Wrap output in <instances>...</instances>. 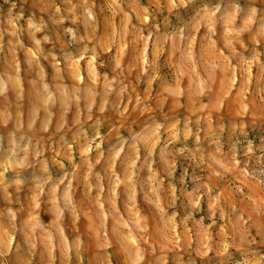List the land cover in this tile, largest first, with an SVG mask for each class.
<instances>
[{
    "label": "clouds",
    "instance_id": "9594fccd",
    "mask_svg": "<svg viewBox=\"0 0 264 264\" xmlns=\"http://www.w3.org/2000/svg\"><path fill=\"white\" fill-rule=\"evenodd\" d=\"M126 2L107 0L108 11L113 16L123 13V20L104 44L96 36L100 21L95 0H34L35 10L27 15L23 7L17 11L15 0H4L10 6L7 17H0V197L11 204L13 193L32 187L27 208L21 205L0 211V218L7 222L6 229L0 230V264H9L10 258L31 264L40 249L48 264H56L57 252L62 264H70L73 255L83 264L84 239L80 235L70 238L64 227L66 219L87 218L77 198L81 188L94 209L101 239L111 247L114 237L126 249L130 264H146L149 253L155 255L156 245L149 244V217L141 212L122 213L121 195L126 210L138 207L143 197L159 218L164 239L174 241V247H179L180 229L189 222L201 234L207 231L208 241L197 249L198 254L213 250L211 229L217 214L233 217L241 226L252 225L215 185L197 177L196 169L211 168L221 179L239 177L235 191L251 203L253 214H262L264 200H253L251 189L264 190V134L254 136L242 120H230L217 132L205 113L195 122L191 116L161 120L150 115L143 126L127 129L126 135L115 125L109 134L103 133L106 113L126 116L124 100L135 86L126 82L127 68L117 59L111 74L102 72L98 49L119 52L129 37L142 39L145 47L137 56V65L151 85L153 77L147 70L154 69L156 58L170 48L179 54V68L174 74L177 83L168 84L169 94L178 100L187 92L199 101L213 95L217 76L234 82L235 70L246 75L254 66L264 68V6L258 0H149L144 7L140 0H131L130 11H124ZM164 9L170 15L164 16L163 27L151 24ZM181 10L190 15H182ZM52 33L57 40L63 37L59 52L54 46L45 48L52 43ZM25 37L31 47L24 43ZM218 40L223 41V49ZM148 41L154 45L152 60ZM25 51L27 71L34 74L27 86L19 60ZM42 59L49 60L51 76ZM185 74L188 89L178 83ZM259 99L264 102V96ZM240 104L242 114L251 110V101ZM111 132L115 136L110 139ZM182 162L193 168L191 189L189 167L182 168L177 187L176 172ZM181 197L183 207L177 209ZM205 198L211 221L207 224L205 215L197 219V214L205 212ZM43 206L53 217L48 223L41 217ZM25 211L27 215L21 217ZM109 221L113 223L111 237ZM0 228H4L3 220ZM252 243L247 241L241 249L243 264H264V252L253 249ZM233 247L232 239L226 238L220 264H228Z\"/></svg>",
    "mask_w": 264,
    "mask_h": 264
},
{
    "label": "rangeland",
    "instance_id": "374dc122",
    "mask_svg": "<svg viewBox=\"0 0 264 264\" xmlns=\"http://www.w3.org/2000/svg\"><path fill=\"white\" fill-rule=\"evenodd\" d=\"M18 5L17 11L20 7H23L25 15L34 9V0H15ZM60 3V0H56ZM128 0L123 7L124 11H130ZM96 10L99 18V27L96 36L104 43L107 44L108 37L114 27H119L123 20V13H119L113 16L107 8V0H95ZM140 4L144 7H148L149 0H140ZM258 4L264 6V0H258ZM9 4H5L4 0H0V17H7ZM154 7V5H153ZM152 9H150L151 11ZM182 15H190V12L185 13L181 10ZM170 15L167 9H164L163 13L157 12L155 17L151 20V24L160 23L163 27L164 16ZM173 23H175V13L171 14ZM137 21L134 19L133 21ZM67 26V25H66ZM155 31V29H152ZM148 34V29H145L144 35ZM52 43L46 44V49H53L59 52L63 41V37L57 40L56 34L52 33ZM154 39V38H153ZM7 42V41H6ZM24 43L31 47L30 41L25 37ZM218 46L223 49V41H217ZM145 47V42L141 39L139 41L133 40L129 37L123 45V50L117 52L115 48H100V59L104 64L101 69L102 72L112 73L113 61L117 59L123 63L127 68L125 72L126 82L135 86V91L130 97L126 96L124 100V107L126 108V116L122 119L115 113H106L108 122L105 124L102 132L109 134L113 125L120 129L122 133L127 134V129H139L147 121L150 115L155 116L157 119H172L180 118L181 120L185 116H191L193 122L202 114L205 113L210 116L212 127L215 131H220V125L226 124L230 120L240 121L242 120L250 130H252L254 136L264 134V102L259 99L264 96V68L252 67L246 75H241L239 70H235V81L231 82L222 76H217L214 93L208 98L205 97L202 100H195L187 92L175 100L170 95L171 89L168 88V84L177 83L175 79V73L179 68V54L173 53L170 48L167 49L165 55L161 58H156L154 69H148L147 71L153 77L151 85H149L148 76L143 75L144 69L137 65V56L141 49ZM264 47V44H262ZM154 45L153 41H148L147 51L149 60L153 59ZM26 51L21 52L19 60L24 71L21 75L24 78L25 86L27 82L33 78L34 74L27 71V65L24 63ZM42 64L47 70L49 76L52 74V69L49 60L42 59ZM83 62H81V65ZM0 67H3L0 63ZM68 73H66L67 75ZM163 78V79H162ZM179 86L184 89L189 88V76L184 75L182 79L178 81ZM137 97L140 100H137ZM241 100L251 101V110L246 114L241 112ZM201 104L210 105V109H203ZM146 109V110H145ZM203 123V122H202ZM115 132H111L109 138H113ZM143 155V153H142ZM159 166V165H158ZM183 167H189V180L187 181L189 189L192 188L193 182L191 175L193 168L186 162H182L177 167L176 182L179 188V177ZM119 170V167H118ZM197 177H202L211 185H215L217 189L223 193L225 199L229 203H235L240 210L244 221H247L252 227L247 225L241 226L237 223V220L233 217L226 216L221 218L219 214L215 217V224L211 229L213 250L211 252H205L198 254L197 249L208 241L207 231L203 234L197 231L191 222L187 227L181 228L182 238L180 240L179 247H174L175 242H169L165 240L166 233L163 231V226L153 213L151 207L145 202L143 197L139 198L138 207L133 208L129 206L125 209L124 197L121 195V199L118 201L119 209L126 215L128 213L141 212L149 217L150 220V235L149 244L156 245L155 255L149 253L146 264H220V260L223 253V242L226 238H231L236 247L230 250L231 259L228 264H237L241 262L243 264V258L241 256V249L247 245V241L252 240L251 247L264 252V209H261V215L256 216L252 212L251 203L245 200L241 195L235 191L234 186L241 183L239 177L224 176L223 179L216 177L212 174L211 168L196 169ZM31 185L26 186L19 194L13 193L9 204L7 201L0 197V211L6 210L8 207L19 208L24 205L27 208L29 197L31 195ZM249 188L245 187L244 192L249 193ZM83 189L78 190L77 198L80 200L81 208L87 213V218L81 216L78 221H72L66 219L64 227L70 238L75 235H80L86 244V250L83 253V264H130V258L127 251L112 237V246L107 247V242L101 239L100 228L98 221L94 215V209L88 202V199L83 196ZM94 194V193H93ZM179 195V191L177 192ZM251 195L253 200H264V190L251 189ZM18 201V202H17ZM184 200L181 197L176 202L177 209H182ZM203 207L205 212L197 214L205 215V224L211 223L207 219L206 207L207 198H205ZM183 214V213H181ZM27 215V212L21 213V217ZM41 217L46 223L50 222L53 217L51 213L47 211V207L43 206L41 210ZM249 217L251 219L249 220ZM3 220L4 230L7 227L6 219ZM107 228L109 230V236L113 229L112 221H109ZM16 240H20V236H16ZM163 245V247H161ZM42 249L37 251V254L31 260V264H48L47 256L42 255ZM56 264H62V257L57 252ZM9 264H24L23 260L17 261L15 258H10ZM70 264H78L75 255L72 256Z\"/></svg>",
    "mask_w": 264,
    "mask_h": 264
}]
</instances>
